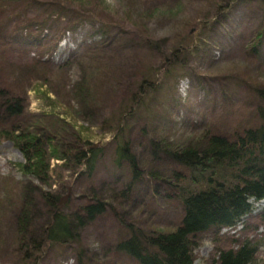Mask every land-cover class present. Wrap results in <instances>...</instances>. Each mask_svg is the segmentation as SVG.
<instances>
[{
	"label": "rangeland",
	"instance_id": "374dc122",
	"mask_svg": "<svg viewBox=\"0 0 264 264\" xmlns=\"http://www.w3.org/2000/svg\"><path fill=\"white\" fill-rule=\"evenodd\" d=\"M106 2L114 13L111 22L116 25L104 20L106 24L99 23L109 26L102 27L100 33L89 23L62 33L64 20L53 17L48 28L32 35L42 49L53 47L49 53L35 47L14 53V63L24 65L35 58L46 65L45 79L36 75L35 85L45 83L43 89L51 100L58 101L59 112L79 113L74 116L78 126L94 133L88 138L87 149H99L101 156L91 176L81 178L76 172L56 167L60 162L51 160L49 186L22 173V154L12 142L0 138V239L5 240L0 264H16L17 255L9 243L20 213V194L25 190L35 215L40 213V224L48 210L39 193L59 192V200L66 197L58 210L69 216L80 238L78 244L52 245L38 264H78L80 250L88 264H129V258L115 249L128 226L168 232L180 225L183 209L168 196L160 180L148 176L141 179L131 196H124L122 191L130 175L128 164L117 160L119 140L110 134L98 137L99 125L105 121L110 125L123 116L122 142L127 141L130 151L149 169L150 137L164 139L175 149L199 137L207 126L220 129L239 124L252 116L258 105L255 88L264 85V38L258 39L264 28V0L230 4L227 15L219 16L215 25L204 21L216 17L217 6L223 0ZM177 38L187 52L179 54L173 64L170 58ZM147 39L165 43L153 49ZM260 41L254 53L252 48ZM142 79L155 86H148L135 101L133 94ZM85 81L91 92L86 106L76 97L78 84ZM28 97L29 112L38 117L48 100L37 99L34 92ZM157 166L166 170L163 162ZM141 173L147 175L145 170ZM91 196L104 201L108 208L93 221H77L78 208ZM257 208L256 217L264 203ZM255 221L258 223L257 218ZM244 235L243 225L201 234L194 250L195 264H211L216 249L230 248L235 244L233 238ZM256 264H264V248Z\"/></svg>",
	"mask_w": 264,
	"mask_h": 264
},
{
	"label": "trees",
	"instance_id": "16d2710c",
	"mask_svg": "<svg viewBox=\"0 0 264 264\" xmlns=\"http://www.w3.org/2000/svg\"><path fill=\"white\" fill-rule=\"evenodd\" d=\"M223 1L217 4L216 17L204 24L215 25L219 16L227 15L230 4L243 0ZM53 17L56 21L64 20L62 33L76 31L88 23L100 33L102 27L109 26L99 23L106 24L104 20L116 25L111 22L115 17L106 0H0V138L12 142L22 154L25 160L19 165L22 173L49 186L51 160L60 162L56 167L76 172L77 178H81L91 176L101 156V150L87 149L88 138L94 133L78 126L74 116L79 113L72 115L63 109L59 112L58 101L51 100L43 89L45 83L35 85L38 75L45 79L46 65L35 58L24 65L12 61L14 53L23 52L27 47H35L44 54L50 52L53 47L42 49L43 45L35 43L38 40L34 41L32 35L34 31L48 28ZM263 38L264 28L258 35L259 40ZM147 40L153 49L165 43ZM261 42L252 48L254 53ZM182 46L177 38L170 58L173 64L177 63L179 54L187 52ZM148 86L155 85L145 79L138 83L137 93L133 94L135 101L145 94ZM29 92H34L37 99L48 100L38 117L29 112ZM255 92L258 105L254 114L237 125L220 129L207 126L199 137L175 149L165 144L164 139L150 137L147 142L149 169L130 151L129 143L122 142L123 116L110 125H106L109 121L99 125L98 137L103 139L110 134L119 140L117 160L128 164L130 175L122 191L124 196H131L141 179L148 176L153 181H161L168 196L174 197L183 209L180 225L168 232L128 226L126 236L115 249L117 254L129 258V264H195L194 250L201 234L234 229L238 225H243L245 235L233 238L235 244L230 248L216 249L211 264H256L264 248V208L257 217L254 214L257 205L264 201V85H258ZM90 96L88 82L78 84L76 97L85 106ZM160 162L166 170H160L157 166ZM59 194L39 193L48 210L41 224L37 223L40 213L37 211L35 215L27 191L20 194V213L9 243L17 255L16 264H38L52 245L79 243V234L69 216L58 210ZM107 208L104 201L91 196L88 203L78 208L75 219L93 221ZM4 242L0 239V249ZM77 254L78 264H88L81 258V250Z\"/></svg>",
	"mask_w": 264,
	"mask_h": 264
},
{
	"label": "water",
	"instance_id": "95a60500",
	"mask_svg": "<svg viewBox=\"0 0 264 264\" xmlns=\"http://www.w3.org/2000/svg\"><path fill=\"white\" fill-rule=\"evenodd\" d=\"M65 200H66V197H64V198H62V199L59 200V202H58V208L61 207V205L65 202ZM263 203H264V201H263Z\"/></svg>",
	"mask_w": 264,
	"mask_h": 264
}]
</instances>
